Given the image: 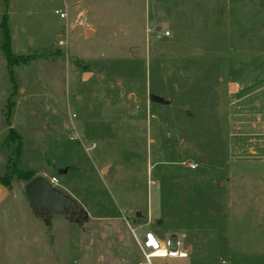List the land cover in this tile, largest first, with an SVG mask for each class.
<instances>
[{
  "label": "rangeland",
  "instance_id": "rangeland-1",
  "mask_svg": "<svg viewBox=\"0 0 264 264\" xmlns=\"http://www.w3.org/2000/svg\"><path fill=\"white\" fill-rule=\"evenodd\" d=\"M4 13L0 264L146 263L149 229L188 253L153 264H264V0H0ZM15 169L57 177L78 210L38 214Z\"/></svg>",
  "mask_w": 264,
  "mask_h": 264
},
{
  "label": "water",
  "instance_id": "water-1",
  "mask_svg": "<svg viewBox=\"0 0 264 264\" xmlns=\"http://www.w3.org/2000/svg\"><path fill=\"white\" fill-rule=\"evenodd\" d=\"M151 99L162 102V98L152 94ZM25 191L38 214L43 211L67 212L77 211L79 205L70 196L62 192L48 179L37 176L25 184ZM10 189L0 181V204L9 196Z\"/></svg>",
  "mask_w": 264,
  "mask_h": 264
},
{
  "label": "built area",
  "instance_id": "built-area-1",
  "mask_svg": "<svg viewBox=\"0 0 264 264\" xmlns=\"http://www.w3.org/2000/svg\"><path fill=\"white\" fill-rule=\"evenodd\" d=\"M56 13L60 14V17H65V13L60 10H56ZM164 34L168 35L169 32L166 31ZM95 146L96 144L94 143L90 144L92 148ZM50 181L52 184L58 183L57 177H52ZM132 231L135 234V229H132ZM136 239L146 260V263L140 264H153V258H186L188 256L186 250L180 249L181 243L179 240L175 241L170 237L168 241H164L150 229L146 230L141 238L136 236ZM213 264H231V262L226 257L221 256Z\"/></svg>",
  "mask_w": 264,
  "mask_h": 264
},
{
  "label": "trees",
  "instance_id": "trees-1",
  "mask_svg": "<svg viewBox=\"0 0 264 264\" xmlns=\"http://www.w3.org/2000/svg\"><path fill=\"white\" fill-rule=\"evenodd\" d=\"M4 1L7 4L8 0H4ZM0 30H1V36H2L1 47L5 53L8 66L10 68L9 73L12 76L13 72L11 70V67L16 62V57L13 55V52L11 50V35H10V28H9L7 13H4L2 16V19L0 22ZM13 172H14L12 174L13 176L16 175L19 179H23L25 181H30L31 179L34 178L32 171H26L23 169H15ZM10 180H11L10 177L0 179V181L7 187L10 184Z\"/></svg>",
  "mask_w": 264,
  "mask_h": 264
},
{
  "label": "crops",
  "instance_id": "crops-1",
  "mask_svg": "<svg viewBox=\"0 0 264 264\" xmlns=\"http://www.w3.org/2000/svg\"><path fill=\"white\" fill-rule=\"evenodd\" d=\"M23 1H25V0H8L7 3H9V6H11L12 8L15 9V7H18V6L20 5V3L23 2ZM2 4H3V6L5 7L6 3H5L4 0H2ZM56 10H60V11H61V9H56ZM56 10H55V11H56ZM62 18H63V17H62ZM9 28H10L11 44H12V43H14V41L16 40L17 35H16L15 33L12 32V28H11V26H9Z\"/></svg>",
  "mask_w": 264,
  "mask_h": 264
}]
</instances>
